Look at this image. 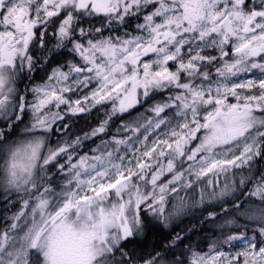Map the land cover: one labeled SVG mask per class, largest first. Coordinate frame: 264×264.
Here are the masks:
<instances>
[{
    "label": "snow or ice",
    "instance_id": "6c2138e0",
    "mask_svg": "<svg viewBox=\"0 0 264 264\" xmlns=\"http://www.w3.org/2000/svg\"><path fill=\"white\" fill-rule=\"evenodd\" d=\"M0 264H264V0H0Z\"/></svg>",
    "mask_w": 264,
    "mask_h": 264
},
{
    "label": "trees",
    "instance_id": "16d2710c",
    "mask_svg": "<svg viewBox=\"0 0 264 264\" xmlns=\"http://www.w3.org/2000/svg\"><path fill=\"white\" fill-rule=\"evenodd\" d=\"M205 250H207V249H206V246H205Z\"/></svg>",
    "mask_w": 264,
    "mask_h": 264
}]
</instances>
